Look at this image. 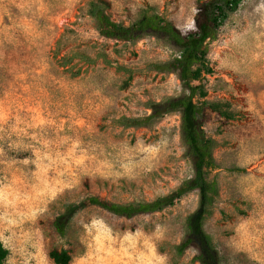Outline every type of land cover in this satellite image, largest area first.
Masks as SVG:
<instances>
[{
	"label": "rangeland",
	"instance_id": "obj_1",
	"mask_svg": "<svg viewBox=\"0 0 264 264\" xmlns=\"http://www.w3.org/2000/svg\"><path fill=\"white\" fill-rule=\"evenodd\" d=\"M89 0H0V241L3 264H200L193 243L178 255L187 218L198 207L192 191L150 215L116 218L80 209L63 237L47 221L87 194L126 203L151 200L193 174L181 139L180 113L141 126L150 102L183 93L175 73L147 64L175 50L153 37L107 39L87 15ZM111 18L128 24L153 5L182 31L194 27V0H110ZM98 51L113 60L107 64ZM77 52L95 58L89 63ZM68 56V61L62 60ZM213 69L207 99L228 102L234 119L209 114L216 140L211 171L218 195L203 228L220 264H264V0H243L209 44ZM131 68L128 73L117 69ZM79 71V73H76Z\"/></svg>",
	"mask_w": 264,
	"mask_h": 264
},
{
	"label": "trees",
	"instance_id": "obj_2",
	"mask_svg": "<svg viewBox=\"0 0 264 264\" xmlns=\"http://www.w3.org/2000/svg\"><path fill=\"white\" fill-rule=\"evenodd\" d=\"M242 2L243 0H194L196 8L194 27L182 31L172 19L150 4L138 7L133 19L124 24L111 18L110 0L88 1L87 15L95 20L96 30L100 36L127 42L153 37L163 40L175 50L171 58L149 62L147 66L157 72L175 73L183 93L159 102H150L151 112L145 117H123L120 121L125 127L141 126L166 114L180 113L181 139L185 146V156L192 163L193 174L174 190L151 200L119 203L98 194H87L80 202H67L59 213L47 221V226L55 235L65 236L73 217L85 207L96 206L116 218L130 219L161 211L174 205L188 193L197 191L198 207L187 218L185 237L176 246V251L180 255L195 243L199 252L194 256V260L200 264H220L221 254L217 244L203 228L204 220L211 214L218 195L217 180L211 176V171L218 168L213 156L216 140L206 132L205 123L211 112L225 119H234L235 112L230 109L228 102L207 99L208 90L205 84L207 75L214 72L208 59L209 44L218 37L221 28ZM77 54L89 63L95 61V58L84 52ZM96 57H101L107 64L113 63L104 51H98ZM62 60L68 61V56H62ZM116 68L129 74L124 82L127 85L131 79V68L120 64ZM7 255L8 250L0 241V264H3ZM49 256L55 264H69L70 261V254L64 248L58 250L53 247Z\"/></svg>",
	"mask_w": 264,
	"mask_h": 264
}]
</instances>
